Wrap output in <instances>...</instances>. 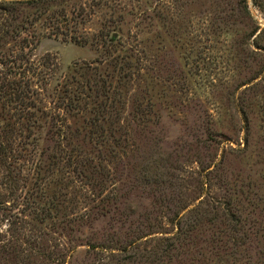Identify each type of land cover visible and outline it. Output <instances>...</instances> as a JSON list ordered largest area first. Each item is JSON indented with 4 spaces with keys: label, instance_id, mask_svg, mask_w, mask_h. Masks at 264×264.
<instances>
[{
    "label": "trees",
    "instance_id": "1",
    "mask_svg": "<svg viewBox=\"0 0 264 264\" xmlns=\"http://www.w3.org/2000/svg\"><path fill=\"white\" fill-rule=\"evenodd\" d=\"M134 1L142 0H0L1 185L14 201L8 206L0 199V218L25 216L18 228L12 221L0 241V264H75L73 255L83 245L90 257L78 264H225L247 252L253 237L261 240L258 254L264 259L262 221L240 208L242 196L232 192L224 160L216 163L214 155L206 156L209 163L201 161L189 181L186 163L155 178L151 164L157 161L144 163L140 173L144 181L138 180L137 186L153 189L157 206L166 208L167 214L160 213L172 226L169 233L163 232L164 224L157 217L146 223L120 220L121 226L98 236L84 235L64 259L44 251L42 244L49 234L82 231L92 217L124 215L111 164L119 151L129 148L134 133L146 131L158 120L162 102L181 93L179 72L167 71L163 58L150 53L152 7L146 0L142 5ZM252 2L264 12V0ZM230 6L229 15L217 13L209 26L203 24L197 31L193 47L199 53L193 65L200 69L197 73L203 72L200 63L208 65L216 105L222 110L226 105L234 107L249 130L250 111L264 112V27L254 20L249 0H230ZM156 18L165 20L161 11ZM44 39L88 47L96 57L75 63L64 73L56 55L35 54ZM243 67L251 73L245 80ZM260 97L263 103L258 108ZM201 124L208 137L228 140L225 132L213 130L212 121L203 119ZM44 141H52L53 147L43 149ZM208 142L201 144L214 150ZM26 163L32 165L28 173L37 178L30 190L19 194V182L25 186L28 182L23 176ZM73 179L84 180L92 194L102 191L97 193L102 197L93 213L71 217L76 214L74 199H69L77 194V189L69 192ZM108 183L113 187L103 196ZM189 184L194 186L193 196ZM214 188L225 196L213 197ZM68 256L72 261H67Z\"/></svg>",
    "mask_w": 264,
    "mask_h": 264
},
{
    "label": "rangeland",
    "instance_id": "2",
    "mask_svg": "<svg viewBox=\"0 0 264 264\" xmlns=\"http://www.w3.org/2000/svg\"><path fill=\"white\" fill-rule=\"evenodd\" d=\"M143 1L145 0L140 3L134 1L133 4L142 5ZM146 1L152 7V15L155 17V21L152 20L150 23L149 30L147 29L150 31L148 35L150 53L152 55L155 53L159 54L163 58L167 71L173 72L175 70L179 72L178 75H181V77H178L180 85L177 89L181 93L177 94V99L168 98L162 102L158 120L154 119V124L149 126L146 131L134 133L129 142V148H123L119 151L118 157L114 159L115 162L111 164V168H115V179L113 182L116 183V189L119 190L121 196L120 213L124 212V215L115 214V216H112L114 214H109L106 217L101 215L92 217V221L82 227V231L75 230L72 234H65L64 232L52 233L49 236H45L44 240L46 242H43L42 246L47 254L50 252L55 256L61 254V259H64V255H67L72 247L79 244L84 235H91L93 232L98 236L107 232L112 226H121L120 220H127L128 223H146L155 221L157 217L158 221L164 224L165 231L163 232L169 233L172 226L168 224L164 213H160L161 210L166 213V208L157 206L159 204L158 198L156 199L152 195L153 189L137 186L139 181H144L140 175L144 163L152 161H157L156 165L154 163L151 164L153 167L151 170V174L154 175L153 178L157 174L160 176L164 173L171 174L176 172L179 164L186 163L187 173L185 175L187 177L185 180L189 181L191 179L190 173L200 170L199 166L202 160L210 162L206 156H217L216 163L223 158V167L226 171V178L233 189L232 192L242 196L240 197L242 199L240 208L243 207L250 211V216L252 217L255 214L254 218L262 221L261 223L264 226V112L261 109L250 111V126L249 130H246L242 115H239L234 107L226 105L222 110L216 105V97L214 96L217 93H215V88L211 85L213 79L208 76L211 72H206L209 69L208 65L200 63L202 73H197V70L200 69L195 68L193 65L196 64V58L199 53L198 48L193 47L196 42V36L199 34L197 31L199 30L200 32L202 26H209L212 18L217 13L223 17L229 15L230 0ZM162 2L164 3L163 5H161ZM249 5L254 20L264 27V12L256 8L252 0H249ZM158 11H161L165 17L162 23L156 18ZM95 24L99 25L97 19ZM46 53H51L58 57L64 73H68L75 63L90 62L96 57V52L88 47H78L72 43H65L56 39H44L35 54L40 56ZM241 72L242 80L248 79L251 75L247 67H243ZM204 73L207 75L201 76ZM175 82H177V79ZM171 84H174L173 80ZM251 85L242 87L236 95L238 96L242 90ZM174 87L176 88L175 84ZM166 94H168V91ZM248 94L251 99L250 92ZM257 103L259 108L260 104L263 103L262 97L259 98ZM203 119L212 121L213 130L225 132L228 140H224L219 135L208 137L205 127L201 124ZM223 123L225 126H222ZM246 138L249 140L248 143ZM206 139L210 141L208 145L213 144L212 148L214 146V150H206L202 146L201 143ZM212 140H215V143H212ZM51 147H53L52 141L42 142L43 149ZM102 164H106V162H102ZM165 164L166 167H164ZM171 164L173 165L172 170L169 169ZM28 166L32 165L26 163L25 171L23 172V176L27 178L28 182L26 186L24 185L25 182H19V194H23L24 190H30V186L32 187L36 182L37 175L28 173ZM174 166L175 170H173ZM3 176L4 172L0 168V199L5 200V205L9 206L14 201L1 185ZM23 176L22 178H24ZM193 177L194 179L197 178V176ZM167 178V176L164 177V179ZM73 180V187H71L69 192L72 193L77 189V194H71L69 199H74L73 203L76 205V210L73 212H76V214H71V217L75 215L80 217L86 213H93L95 210L92 208L100 203L102 197V195L97 197V193L102 191L95 190L96 193L92 194V187L86 186L84 180H81L82 182ZM22 185L25 186L24 189H22ZM189 186L190 196H193L195 194L194 186L191 184ZM112 187L108 183L106 193L103 196ZM81 188H83L81 191L78 190ZM85 190L90 191L89 194ZM211 193L213 197L225 196V192L217 188H214ZM69 202L67 201L68 205ZM68 205L65 204L64 207ZM72 205L69 206L71 207ZM155 206L157 207L155 208ZM23 218L25 216L21 215L20 219ZM20 219L16 220L14 216L12 218L7 215L5 217L1 216L0 241L5 239V235H8L7 231L10 229L11 222L16 220L15 228H18ZM28 221H30V218H28ZM28 229L32 228L29 227ZM58 232H61V230H58ZM32 233L37 235V231H32ZM27 234L29 235L28 232ZM158 235L161 236V234ZM74 238L75 240L73 241ZM253 238L255 240L247 252L238 255L237 261L231 258V262H225V264H264L263 257L258 254L260 251L258 244L261 246L263 244L259 238ZM87 249L86 245L79 247V250L72 258L75 264L89 260L90 254L86 253ZM72 259L68 256L67 261H72ZM39 260L43 261V257H39ZM45 262L50 264L47 261ZM196 264L202 263L198 262Z\"/></svg>",
    "mask_w": 264,
    "mask_h": 264
}]
</instances>
